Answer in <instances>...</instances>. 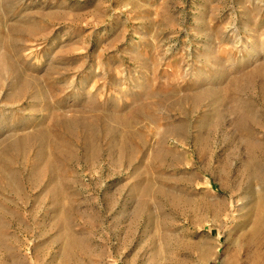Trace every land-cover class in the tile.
Returning <instances> with one entry per match:
<instances>
[{
  "label": "rangeland",
  "instance_id": "374dc122",
  "mask_svg": "<svg viewBox=\"0 0 264 264\" xmlns=\"http://www.w3.org/2000/svg\"><path fill=\"white\" fill-rule=\"evenodd\" d=\"M263 215L264 0H0V264H264Z\"/></svg>",
  "mask_w": 264,
  "mask_h": 264
},
{
  "label": "bare ground",
  "instance_id": "6f19581e",
  "mask_svg": "<svg viewBox=\"0 0 264 264\" xmlns=\"http://www.w3.org/2000/svg\"><path fill=\"white\" fill-rule=\"evenodd\" d=\"M264 216V215H263ZM262 218V217H261ZM260 219V218H259ZM262 220V219H261ZM259 221V220H258ZM262 223V222H261ZM259 237H257V239H258ZM259 240H260V238H259ZM261 242V241H260Z\"/></svg>",
  "mask_w": 264,
  "mask_h": 264
}]
</instances>
